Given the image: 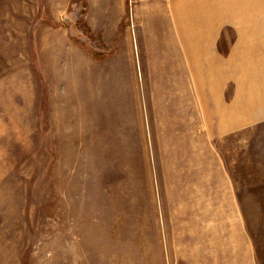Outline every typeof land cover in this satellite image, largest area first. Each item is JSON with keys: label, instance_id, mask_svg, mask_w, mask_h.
Wrapping results in <instances>:
<instances>
[{"label": "rangeland", "instance_id": "obj_1", "mask_svg": "<svg viewBox=\"0 0 264 264\" xmlns=\"http://www.w3.org/2000/svg\"><path fill=\"white\" fill-rule=\"evenodd\" d=\"M132 1L0 0V264H264V7L176 172Z\"/></svg>", "mask_w": 264, "mask_h": 264}, {"label": "crops", "instance_id": "obj_2", "mask_svg": "<svg viewBox=\"0 0 264 264\" xmlns=\"http://www.w3.org/2000/svg\"><path fill=\"white\" fill-rule=\"evenodd\" d=\"M225 13L230 11L225 9L224 0H133L131 4L133 22L141 32L143 59L151 75L155 108L161 111L159 125L169 123L171 139H161V150L170 156L176 172L183 169L179 164L184 159L185 142L193 140L189 129L196 127V122L207 127L208 111L219 116L221 110L219 85L230 77L221 74L224 61L215 46ZM193 154L198 157L196 147Z\"/></svg>", "mask_w": 264, "mask_h": 264}, {"label": "bare ground", "instance_id": "obj_3", "mask_svg": "<svg viewBox=\"0 0 264 264\" xmlns=\"http://www.w3.org/2000/svg\"><path fill=\"white\" fill-rule=\"evenodd\" d=\"M258 1L261 2V6H262V9H263V7H264V0H258ZM246 7H248V2L246 3ZM241 44H242V41H241L240 45ZM242 85H243V83H242Z\"/></svg>", "mask_w": 264, "mask_h": 264}]
</instances>
